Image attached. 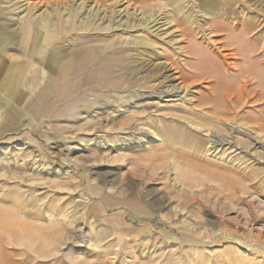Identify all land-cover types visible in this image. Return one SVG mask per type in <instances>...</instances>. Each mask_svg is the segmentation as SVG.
Instances as JSON below:
<instances>
[{
  "label": "rangeland",
  "instance_id": "374dc122",
  "mask_svg": "<svg viewBox=\"0 0 264 264\" xmlns=\"http://www.w3.org/2000/svg\"><path fill=\"white\" fill-rule=\"evenodd\" d=\"M8 1L0 27L22 49L48 15L32 54L89 57L91 73L45 75L38 101L21 84L22 112L0 122V264H264V0ZM193 37L236 87L221 108Z\"/></svg>",
  "mask_w": 264,
  "mask_h": 264
},
{
  "label": "crops",
  "instance_id": "0c3cea01",
  "mask_svg": "<svg viewBox=\"0 0 264 264\" xmlns=\"http://www.w3.org/2000/svg\"><path fill=\"white\" fill-rule=\"evenodd\" d=\"M5 2L9 1L5 0ZM208 3L210 2L208 1ZM9 8L10 7H8V4L5 6L0 5V18H6L7 15L11 13ZM6 19L8 21L11 20L10 18ZM29 19H32V17H29ZM32 26L34 27L35 23L32 22V25H30L31 33H28V28L26 25L22 28L23 30L21 32L23 33L21 36L28 37V39L23 40L25 44L24 49L21 48L20 37L19 45L17 38L18 36L13 37L15 36L16 31L8 30L5 27H0V122L2 123L6 121H14V115L20 114L23 110L21 106V98L23 94L21 93V84H23L25 86V90L27 89V92L30 93L28 99L38 101L40 98L45 97L44 81L48 80L45 75L58 73V77L60 78L57 77V81L49 83L50 85L56 84L58 82L61 84L70 85V83L76 79L75 77L71 76L74 73L78 74V76H81L77 77L78 80L82 77H84L83 79H85V77L88 78L91 73L84 65L86 59L85 57L81 58V61L77 64L72 63L70 60L69 64L61 66V68L57 69L42 62H38L36 57L32 54L33 41L29 39V37H32L33 40V36L35 37L36 34V31H32ZM29 40L31 41L30 46ZM47 40L51 42L54 41V39L48 35L44 41L47 42ZM34 42H37L36 38L34 39ZM36 45L35 47H39L40 49L44 50V52L46 51V48H44L46 47V44H44L42 41H39ZM52 47L54 50H59L61 46L58 48V46L54 44ZM74 51H77V49ZM29 55L32 59H34V61L31 60V58H28V60L25 58ZM70 76L71 78H69ZM79 83L81 82L79 81ZM38 84L41 86L40 88H38ZM28 111H32V105L28 106ZM42 111L46 110L42 108ZM24 113H27V110H24Z\"/></svg>",
  "mask_w": 264,
  "mask_h": 264
},
{
  "label": "bare ground",
  "instance_id": "6f19581e",
  "mask_svg": "<svg viewBox=\"0 0 264 264\" xmlns=\"http://www.w3.org/2000/svg\"><path fill=\"white\" fill-rule=\"evenodd\" d=\"M171 1H173V3H179L178 0H170V2ZM205 1H209L210 3H208V4H210V6H212V4H214L216 2V1L214 2V0H205ZM178 6H180V5H178ZM183 8L178 7V9H183ZM189 14H190V12H189ZM223 14H225V13H222V15ZM45 16L49 17L48 15H42L41 17H40V15H37V16H35V18H32V20L35 21V23L40 22V20H42L44 23L43 25H46L48 22L46 20H43V19H45L44 18ZM219 18H220V16H219ZM226 27L229 29L233 28L235 30V25H233L231 22L226 23ZM214 28H215L214 25L213 26L210 25L209 27L203 26V30H200V27L197 26L194 29L192 27H189V29H187V31H188V35L193 36L194 31H196L198 29L199 32L200 33L202 32V34L204 36V37L200 36L201 38L211 40L212 37H206V36H207V34H210L209 36H213L214 34L212 35L211 33H212ZM249 39H252L253 41L256 40V39H253V37H250ZM192 40H193V42L189 43L192 47L191 50H193V52L195 53L192 55L197 56L196 60L193 62L194 66H196L195 70L197 71V72H195L196 73L195 78L202 77V75H205L206 73L213 74V75H210V77H214V76L216 77V79L214 81H216L217 83H216V86L213 88L212 93H210L211 95L209 96L208 103H212L215 106H219V108H221V106L223 105V102H224V100H223L224 94L225 95L228 94V92H225V91H227V89H236V87L225 86L223 81L220 79L221 77L216 76V75H221V74L228 72V69L226 68V65L224 64V62L222 60L220 61V58H216V56L209 49L208 45H206L204 42L200 41L196 37H193ZM238 42H239L240 46L244 45V42H241V41H238ZM247 43H249L248 44V50H247L248 54L251 53V54H249L248 61L252 64V66L254 68H256V65H257L256 53H255L256 52V47H255L256 41H255V45L251 41H247ZM88 60H89V57L87 59H85V62H84V65L87 68H88V63H89ZM252 76H253V78H256V72L255 71H252ZM241 90H242V88H241ZM238 91L240 92V90H238ZM238 98H240V95H238ZM216 104H218V105H216ZM213 143H217V141L213 142Z\"/></svg>",
  "mask_w": 264,
  "mask_h": 264
}]
</instances>
